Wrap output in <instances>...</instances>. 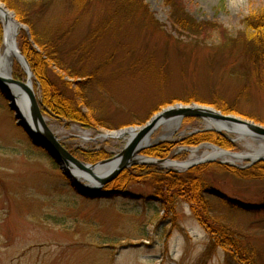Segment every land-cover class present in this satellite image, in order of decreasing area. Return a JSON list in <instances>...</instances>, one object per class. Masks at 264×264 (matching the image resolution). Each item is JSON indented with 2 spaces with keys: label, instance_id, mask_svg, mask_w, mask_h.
Listing matches in <instances>:
<instances>
[{
  "label": "rangeland",
  "instance_id": "1",
  "mask_svg": "<svg viewBox=\"0 0 264 264\" xmlns=\"http://www.w3.org/2000/svg\"><path fill=\"white\" fill-rule=\"evenodd\" d=\"M13 1L15 10L0 4L28 29L20 31L17 44L31 70L28 43L44 53L32 39L35 32L59 62L58 67L48 61L49 82L92 118L93 127L84 128L44 114L43 85L32 71L48 126L73 155L102 152L111 159L124 141L99 136L143 127L177 104L211 107L264 126V57L242 37L246 18L264 11V0H183L185 12L207 29L198 41L173 27L167 0H140L138 14L114 0ZM0 26L1 45V19ZM12 77L27 80L18 63ZM14 117L0 93V264H264V180L232 173V166L218 162L181 173L152 166L190 174L225 198L204 192L203 208L188 199L166 205L156 199L151 179L130 184L125 196L86 201L59 185L54 161L30 142ZM205 128L200 119L183 120L180 134L164 142L176 144L168 157L185 162L186 149L219 147L179 144ZM82 132L91 139L85 141ZM221 149L241 153L244 146ZM207 222L229 236L231 249L213 237Z\"/></svg>",
  "mask_w": 264,
  "mask_h": 264
},
{
  "label": "water",
  "instance_id": "2",
  "mask_svg": "<svg viewBox=\"0 0 264 264\" xmlns=\"http://www.w3.org/2000/svg\"><path fill=\"white\" fill-rule=\"evenodd\" d=\"M0 12L4 13L6 16H4L5 20H8L11 15L15 18L14 14L8 12V9L2 4H0ZM0 19L4 31L6 23L3 21L1 13ZM15 22L19 30L28 31L25 25L16 20ZM18 53L30 74H27L26 82L15 80L12 76L5 77L0 74V93H2L8 101L10 110L14 112L17 126L24 131L35 147L42 149L51 157L65 176H70L73 179V186L79 185L88 191L98 192L103 190L106 185L115 181L125 170L137 165L158 166L163 169H169L175 173H181L201 164L217 162L214 159L205 158L204 160L186 166L183 170H178L163 167L169 162L177 163V161L173 160L171 157L155 159L143 155L146 149L163 144L164 142H170L169 140L160 138L151 141L150 138L156 131L160 128L170 126L174 122L181 124L183 120L188 118L200 119L206 127L209 126L205 128L204 131L218 133L226 137L232 144H236L235 139L240 135L242 136L240 141L244 143V147L250 143L258 146L260 150L259 153L245 158V162H247L245 166L243 165L240 167L233 164L218 162L219 164L247 169L259 162H264V126L233 115H225L214 108L197 104L187 106L177 104L170 106L155 115L143 127L129 128L119 132H109L106 133V136L102 135L101 137L105 139H126V144L122 151L111 159L93 165L82 162L65 148L60 138L48 126L47 120L42 113L40 103L36 97L34 87L30 82V78L34 77L30 65L20 50ZM12 87L18 88L26 96L21 108L17 104L16 97L11 91ZM196 132H200V130ZM225 132H228L229 135L234 138L228 137ZM204 146L229 153L212 144H204L198 148ZM181 150L182 149H179L178 151L180 152ZM80 179H83L84 183L81 182ZM205 193L217 196L221 199L225 198L222 193L216 190H206Z\"/></svg>",
  "mask_w": 264,
  "mask_h": 264
},
{
  "label": "trees",
  "instance_id": "3",
  "mask_svg": "<svg viewBox=\"0 0 264 264\" xmlns=\"http://www.w3.org/2000/svg\"><path fill=\"white\" fill-rule=\"evenodd\" d=\"M3 1L11 9L15 10L17 8L15 7V1ZM114 2L123 3L124 5L122 6L124 7V10L132 12L133 14H138L137 8L142 3L140 0H114ZM167 4L172 10L170 21H172L171 24L175 29L177 28L181 31V33H185L188 36H191V38L194 37L195 41H198L200 35H204L203 33L207 32L204 25L194 22L188 13L185 12L183 0H167ZM121 10L122 9H118V12ZM19 16L21 21L28 24L24 18H21V14H19ZM206 25L213 27L210 24ZM0 34H2L1 26ZM242 37L245 40L252 42L254 46V53L257 56H260V59L264 57V42H260L264 38V11H259L246 18V30L242 33ZM32 39L40 47V50L44 52H37L34 48L30 47V44L28 43L29 48L26 52L28 60L31 63L32 71L36 80L41 82L43 85V113L57 119L67 120L69 122L82 125L84 128H92V118L85 116L84 113H82L79 108L74 105V103L67 100L63 94L60 93L59 87L54 85L52 86L49 82L46 74V70L50 65L49 62L51 65H58L59 67V62L51 48L47 44H43L41 38H39L35 32L32 33ZM44 54L47 57H45ZM61 70L65 71L63 69ZM74 77L75 76L72 78ZM75 78H77V76ZM224 112H229V110H225ZM123 141V143H125V140ZM203 142H212L224 149H232L234 147V144H232L228 139L220 136L218 133L216 134L215 132H200L187 137L179 144L188 146V148H193ZM174 148H176V144L174 143H163L146 149L143 152V155L163 159L168 157ZM74 155L80 160L90 163H96L108 158V156L102 152L94 153L77 151ZM228 169H230L232 173L243 175V177L249 179L264 180V162H259L244 171H240L233 167H229ZM52 171L54 172L53 178L60 180L59 185H62L63 188H70V191L76 197H81L82 199H86V201H91L93 199H112L113 197L125 196L130 184L134 182H149L152 179L157 185L155 195L158 201L161 200L164 201L166 205H170V203H173L176 199H188L194 204L197 203L201 208L205 207V203L203 202V193L205 192L206 187L204 188V184L200 179L194 178L190 176V174L186 178L181 174L166 172L164 170L157 169L156 167L137 165L125 170L115 181L106 185L102 191L92 192L80 187L79 185L73 186V179L70 176H65L55 162H53ZM243 210L245 209L243 208ZM207 225L209 227L207 230L212 231L211 233L213 237H215L218 242L222 243L225 249H231L230 246L232 247L234 243L230 242L232 244L231 245L228 242V239H230L229 236L223 235L222 232L218 233L216 227L212 226L211 223L207 222ZM102 240L106 239L102 238ZM100 243L107 244L108 242L100 241ZM239 261H242L243 264H249L246 260Z\"/></svg>",
  "mask_w": 264,
  "mask_h": 264
},
{
  "label": "bare ground",
  "instance_id": "4",
  "mask_svg": "<svg viewBox=\"0 0 264 264\" xmlns=\"http://www.w3.org/2000/svg\"><path fill=\"white\" fill-rule=\"evenodd\" d=\"M3 16V21L6 23V27L3 31V43L0 45V74L5 76V77H10L13 76L14 74V66L16 63H18L21 68L24 70L26 75L30 74L28 68L25 66L24 62L22 61L21 56L19 55V46L17 44V38L19 36V33L21 30H19L16 26L15 18L11 15L8 20L4 19V13L0 12ZM6 17V16H5ZM30 82L33 85V78H30ZM13 95L16 97L17 104L20 106L23 105L24 100L26 99V96L23 92H21L18 88L12 87L11 89ZM182 123L174 122L172 125L167 126L164 128L162 133L156 138H160L163 140H173L177 134H180V129H181ZM209 127V126H207ZM206 127V128H207ZM226 134L229 135L228 132H225ZM182 134V133H181ZM106 136V134H105ZM81 137L85 140L88 141L91 138V135L89 132H82ZM151 136L150 140H156L152 138ZM241 137L238 136L235 139L236 144H244L241 142ZM99 138L103 140H120V139H113V138H107L105 139L104 137L99 136ZM251 145V146H248ZM246 147H244L243 151L241 153H233V152H222L221 150L218 149H212L209 147H201V148H194L187 150L190 153V157L187 161L185 162H169L166 163L163 167H168V168H174L178 170H183L186 166L195 163L197 161L204 160L205 158H210L214 159L217 162H222V163H228V164H233L236 166H242L244 165L246 159L249 158V156H253L255 153H259V148L258 146L254 144H248ZM250 148V149H248ZM81 182L84 183L83 179H80Z\"/></svg>",
  "mask_w": 264,
  "mask_h": 264
},
{
  "label": "flooded vegetation",
  "instance_id": "5",
  "mask_svg": "<svg viewBox=\"0 0 264 264\" xmlns=\"http://www.w3.org/2000/svg\"><path fill=\"white\" fill-rule=\"evenodd\" d=\"M160 168V167H159Z\"/></svg>",
  "mask_w": 264,
  "mask_h": 264
}]
</instances>
